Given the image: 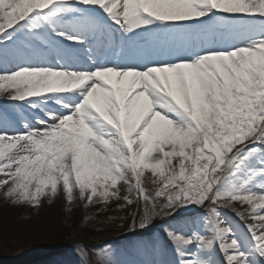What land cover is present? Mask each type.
<instances>
[{
	"label": "snow or ice",
	"instance_id": "1",
	"mask_svg": "<svg viewBox=\"0 0 264 264\" xmlns=\"http://www.w3.org/2000/svg\"><path fill=\"white\" fill-rule=\"evenodd\" d=\"M0 99L11 206L122 201L164 218L145 264H264V0H0Z\"/></svg>",
	"mask_w": 264,
	"mask_h": 264
},
{
	"label": "rangeland",
	"instance_id": "2",
	"mask_svg": "<svg viewBox=\"0 0 264 264\" xmlns=\"http://www.w3.org/2000/svg\"><path fill=\"white\" fill-rule=\"evenodd\" d=\"M2 101L1 108H11V105ZM145 186L151 188L150 182ZM118 204L123 202H113L105 210H101L102 205L85 208L80 202L68 205L62 194L58 193L51 204L44 200L38 209L27 205L14 207L0 192V264H30L34 260H43L52 250L57 253L56 250L64 246L69 248L59 251L56 260H43L40 264H80L75 245L78 240L93 251L99 250V246L105 245L106 241L111 242L121 264H145L150 260L174 258L170 245L166 246L167 251L163 256L134 247L138 241L149 240L152 235L162 236L160 229L164 226L163 217L157 218L156 222L161 223L156 224L152 233L134 235L131 225L133 217L137 215L136 206L118 208ZM229 215L234 224L238 223ZM181 218L178 216L175 221L169 222L178 225ZM123 232H129L130 235H122ZM124 236L125 239L122 238ZM38 256H42L41 259L35 258ZM216 258L219 259V256Z\"/></svg>",
	"mask_w": 264,
	"mask_h": 264
},
{
	"label": "trees",
	"instance_id": "3",
	"mask_svg": "<svg viewBox=\"0 0 264 264\" xmlns=\"http://www.w3.org/2000/svg\"><path fill=\"white\" fill-rule=\"evenodd\" d=\"M7 237H9V238H10L11 236H7ZM32 253H36V252H32ZM39 263H40V262H35V264H39Z\"/></svg>",
	"mask_w": 264,
	"mask_h": 264
}]
</instances>
